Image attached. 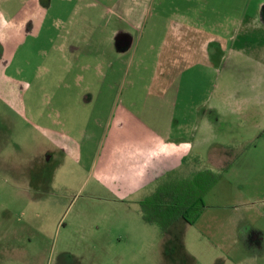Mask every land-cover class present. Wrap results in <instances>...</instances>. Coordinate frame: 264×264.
Here are the masks:
<instances>
[{"label": "rangeland", "instance_id": "rangeland-1", "mask_svg": "<svg viewBox=\"0 0 264 264\" xmlns=\"http://www.w3.org/2000/svg\"><path fill=\"white\" fill-rule=\"evenodd\" d=\"M257 2L0 0V19L5 22L16 20L27 8L42 14L39 23L29 22L22 37L10 41L14 46L8 42L11 34L0 27V233L20 235L19 257L10 252L9 264H60L66 244L61 235L93 230L99 239L97 248L68 242L72 253L86 257L85 264H234L244 256L241 244L231 242L234 227L239 226L226 219L244 217L246 194L255 202L247 217L264 230V190L260 188L264 176H251L244 193L234 180L243 164L233 160L227 169L231 168L230 175L216 172L217 187L207 191L195 224L180 220L162 237L157 226L142 220L132 200L119 201L109 183L98 179L96 165L103 163L102 139L111 113L135 100L128 94L137 67L124 77L123 61H116V50L108 42L113 30L137 36L144 35L147 21L161 27L188 25L201 31V38L218 39L228 49L219 64L214 59L215 68L209 69L201 59L202 64H188L197 61L192 57L166 68L169 74L174 73L171 69L181 71L176 84L179 119L190 105L214 99L243 107L263 105L264 65L249 58L244 43L254 47L252 42L260 38L264 43V33L245 35L239 25L245 4ZM157 11L162 18L155 16ZM156 39L145 35L138 43L140 49L131 51L136 60L147 59L146 69L141 66L138 76L150 78L154 73L157 50L148 57L145 48L146 41ZM129 57L124 55L122 60ZM142 84L139 78L132 88L137 97L134 105H146L149 100L141 95ZM262 129L244 147L246 159L264 155ZM55 136L63 142L68 138L70 151L57 147ZM114 220L137 221L118 224ZM258 263L264 264V254ZM67 264L79 263L68 260Z\"/></svg>", "mask_w": 264, "mask_h": 264}, {"label": "crops", "instance_id": "crops-1", "mask_svg": "<svg viewBox=\"0 0 264 264\" xmlns=\"http://www.w3.org/2000/svg\"><path fill=\"white\" fill-rule=\"evenodd\" d=\"M245 1L249 2L250 0ZM257 1L256 4L246 3L244 6V20L239 25L242 23L241 29L245 35L264 33V0ZM155 16L162 18L163 15L157 11ZM17 17L19 18L8 22H5L3 18L0 19V27L4 29L5 33L11 34L8 35V39H10L8 42H14L15 37H22L25 26L29 22L39 23L42 14L34 8H27ZM150 17L153 18L154 15ZM147 24L148 21L145 25L144 35L135 36L129 31L125 33L117 29L113 30L114 37L108 40L118 55L116 61H123L124 77L127 73L129 75L131 69L137 67L134 76L131 78V87L136 88L139 78L143 79L141 95H144L143 98H149V100L146 105H134L137 102V97L131 93L135 90L131 88L128 97L130 99L134 97L135 100H131L127 107L118 105L111 113L106 127L107 134L105 132L102 139L105 155L100 158V161L103 158V163L100 165V162H97L96 165L99 169L98 179L106 184L109 183L107 186L119 201L132 200V205L137 208L140 215L141 201L152 193L169 173L178 172L184 175L196 169L225 173L226 168L231 166V162L237 160L236 165L241 162L243 166H240L241 172L240 170L237 172L234 180H237V184L239 183L236 188L244 187L245 193L251 176H257V173L258 176H264V155H248L250 161L248 163L247 155L244 156L248 152L244 153L243 151L244 147L251 143L264 128V104L254 106L244 104L243 107L220 103L214 99L209 100L208 104L204 101V104L190 105L179 119L176 111L180 94L176 89V84L181 71L171 69V72H174L171 73L174 74L172 76L169 74V69L166 68L169 65L180 64L182 59L185 60L190 57L197 59V61L188 64H202L201 59L203 64L210 67L209 69L215 68L214 64L216 65L217 62L219 64L225 59L228 49L222 47V42H218V39L201 38V31L195 28L190 29L188 25L175 24L172 27L164 25L161 27L156 23ZM145 35L157 38L154 42L146 41L145 49H148L145 52L146 56L151 57V52L157 50L152 64L154 73L150 75V78L138 76L141 66H145L146 69L147 59L144 57L142 60H136L134 54H131V51L140 49L138 43H141L143 38L145 39ZM63 38L67 40V37ZM12 42L10 43L14 46ZM252 43L255 44L254 47H250L247 42L244 43V48L249 50V58L256 61L257 64L264 65L263 40L260 38ZM229 48L232 50L233 45ZM244 50L242 48V51ZM127 54L132 57H129L128 60H122V56L124 58V55ZM214 59L215 63L213 64ZM113 61L115 62V60ZM165 75L171 78L165 77ZM87 95H90V92ZM261 98L264 99V94ZM150 100L152 104L147 106ZM142 113L146 114L142 116ZM55 137V141H53L57 147L63 148L66 152L70 151L71 147L67 143L68 138L63 137L65 141L63 142L59 137V139L57 136ZM261 139L260 141L264 145V135ZM241 146H243L242 150L238 151L237 149H241ZM234 152H236L235 158ZM110 163L111 167L108 168ZM230 173L231 168L225 173V176L230 175ZM216 187L217 185L214 188ZM260 188L264 190L262 182ZM244 198L246 200L244 201V217L242 215L226 219L232 220L230 222L232 226L237 224L239 226L238 229L234 227L236 234H232L231 242L240 243L244 248V256L242 255L238 261H234V264H259V259L264 254V230L254 227L249 221L247 211L255 202L247 199L246 194H244ZM180 220L183 219L174 222L168 231ZM114 221H117L118 224H127L137 220ZM140 228L146 230L141 225ZM168 231L160 232L161 236L165 237L164 235ZM61 236H63V240L65 239L66 244L62 250L64 256H62L60 264H67L68 260L72 263L85 264L86 257L82 254L78 256L72 253L71 245L68 242L77 241L79 245L90 249L97 248L95 243L99 241L94 230L90 233L74 232L70 236L66 233ZM131 236L133 233L130 230L127 237L130 238ZM19 239L20 235L15 233H0V264L10 263V252L14 256L16 255L15 257H19L17 245ZM131 247L132 245H129L128 249Z\"/></svg>", "mask_w": 264, "mask_h": 264}, {"label": "trees", "instance_id": "trees-1", "mask_svg": "<svg viewBox=\"0 0 264 264\" xmlns=\"http://www.w3.org/2000/svg\"><path fill=\"white\" fill-rule=\"evenodd\" d=\"M218 179L219 175L208 169H196L184 175L171 172L141 201L139 213L161 233L168 231L179 219L193 225L203 212L207 191Z\"/></svg>", "mask_w": 264, "mask_h": 264}]
</instances>
